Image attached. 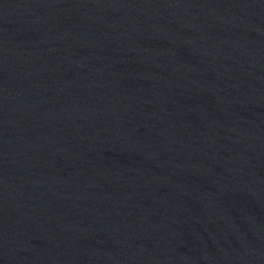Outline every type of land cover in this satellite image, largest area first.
<instances>
[{
  "label": "water",
  "instance_id": "obj_1",
  "mask_svg": "<svg viewBox=\"0 0 264 264\" xmlns=\"http://www.w3.org/2000/svg\"><path fill=\"white\" fill-rule=\"evenodd\" d=\"M0 264H264V0H0Z\"/></svg>",
  "mask_w": 264,
  "mask_h": 264
}]
</instances>
